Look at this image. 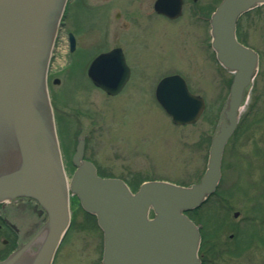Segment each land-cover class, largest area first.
<instances>
[{
    "label": "water",
    "instance_id": "water-1",
    "mask_svg": "<svg viewBox=\"0 0 264 264\" xmlns=\"http://www.w3.org/2000/svg\"><path fill=\"white\" fill-rule=\"evenodd\" d=\"M66 2L0 0V202L28 197L47 214L39 229L0 264H51L70 223L69 194L77 197L102 230L101 264H200V236L186 212L199 206L219 180L223 147L256 67L255 54L236 39V22L264 0H221L210 16L211 47L234 75L200 180L188 186L145 181L135 192L120 179L99 176L94 165L83 159L82 139L71 158L75 170L68 180L65 175L47 69L51 50L52 61L58 47ZM181 8L182 0L154 2L157 13L173 19ZM69 40L72 50V34ZM86 72L108 95L118 94L129 77L119 47L96 55ZM48 89L53 105L50 78ZM154 95L174 124L196 122L205 107L203 98L191 93L178 74L162 77Z\"/></svg>",
    "mask_w": 264,
    "mask_h": 264
},
{
    "label": "rangeland",
    "instance_id": "rangeland-1",
    "mask_svg": "<svg viewBox=\"0 0 264 264\" xmlns=\"http://www.w3.org/2000/svg\"><path fill=\"white\" fill-rule=\"evenodd\" d=\"M218 1H186L182 16L175 21L147 16L153 0L71 1L49 65L57 136L67 176L74 169L71 164L74 148L80 137H85V157L93 160L103 175L126 177L133 192L138 188L136 182L147 178L183 185L198 182L233 75L216 65L207 46L209 25L194 17L192 6L208 15ZM117 12L120 17L134 13L135 19H130L127 31L119 30L114 18ZM65 29L77 37L73 53L67 48ZM135 33L139 36L137 40ZM238 38L258 48L263 55L262 73L256 77L255 85L248 88L243 103L245 107L258 100L250 115L254 123L248 125V121V126L232 140L236 150L243 152L264 146V7L240 19ZM123 44L128 49L132 77L120 93L110 96L90 82L86 68L100 51ZM175 71L180 72L192 93L205 99V109L194 124H172L153 97L158 79ZM55 79L59 82L54 83ZM243 161L236 168L238 178L234 171L228 174L227 170L218 194L203 207L205 229H231L232 211L239 209L240 215L249 216L253 214L250 207L254 202L260 204L256 206L255 219L239 225L242 229H264V220L259 218L261 215L264 218V187L260 185L264 176L255 169L249 175V170H245L239 177L241 169H246ZM244 193L247 197L242 196ZM7 212L13 217L12 209ZM26 212L27 218L21 221L23 227L36 220L34 214ZM69 214L70 230L53 264H99L101 234L95 219L81 211L74 195H69ZM1 238L0 254L4 252ZM221 260L222 264H264V252L257 249L255 258H244L240 263L232 256Z\"/></svg>",
    "mask_w": 264,
    "mask_h": 264
},
{
    "label": "flooded vegetation",
    "instance_id": "flooded-vegetation-1",
    "mask_svg": "<svg viewBox=\"0 0 264 264\" xmlns=\"http://www.w3.org/2000/svg\"><path fill=\"white\" fill-rule=\"evenodd\" d=\"M110 1L111 0H103L104 3H107ZM186 1L193 2L191 0H183L182 11H183V6L185 5ZM154 2H155V0H153V2H152V7H151L152 9L147 11V16L155 15L156 17H160V18L166 19L168 21H175L182 16V13H181V15L178 18L170 19L165 15L159 14L154 10ZM195 2H193V3H195ZM263 7H264V4H260L245 14L261 10V9H263ZM192 9L194 12V17L197 20H200L203 23H205V25L207 26L208 20H207L206 12L203 11L199 7L197 8L196 5H193ZM133 14L134 13H132L131 15L125 16V17H120L119 12L114 14V18H115L116 23L118 24V28L121 32L127 31L130 28V26H131L130 19H133V20L135 19ZM245 14H243V15H245ZM243 15L240 16L239 20L241 19V17ZM66 18H68V15L65 16L64 20L61 23V26L66 24ZM239 20L237 21V26H236L237 27L236 28L237 36L239 33ZM154 24L156 25L157 22L155 21ZM157 26H158V24L156 25V27ZM162 29L163 28H161L160 30H162ZM65 31H66V35H68L69 32L73 33L74 46H73V50L70 52V53H73L74 50L76 49L75 46L77 45V43H76L77 37L73 31H70L68 29H65ZM206 33H207V31H206ZM138 38H139V36L137 33L135 39L137 40ZM153 39H151V40H153ZM157 40H158V38H157ZM238 40L243 45H245L246 47L251 49L254 53H256V56H257V66L253 72V75L251 77V82L248 86V87L252 88V86L255 85L256 77L260 73H262L263 55L258 48L247 43L245 40H244L245 42L240 40L239 38H238ZM153 41H151V43H154ZM137 44H140V43H137ZM154 44H156V43H154ZM207 46L211 49L209 43ZM115 47H119L121 49L123 56H124V59H125V62L129 67V77H128L126 83L124 84V86L122 88V90H123L124 87L126 86V84L130 81V79L132 77V69H131V66L127 62L128 49L126 48V46L124 44L123 45H115V46H113L107 50H110V49L115 48ZM138 47H139V45H138ZM143 47H144V45H143ZM140 49H142L141 46H140ZM140 49L138 48V51ZM107 50L100 51V52H105ZM148 50H150V49L148 48ZM151 50H152V48H151ZM211 51H212V57H213L216 65L219 67H222V69H223L224 67L221 66L216 61L215 54H214L212 49H211ZM143 52H145V51L143 50ZM151 53H153V51ZM226 71L229 73H232V75L234 73L233 71H230L228 69H226ZM175 73H180V72L175 71V72H171L170 74H175ZM170 74H166V75H170ZM166 75H164V76H166ZM49 76H50V74H49ZM49 76H48V79H49ZM164 76H162V77H164ZM161 78H159L158 81ZM56 80H54L53 82H55ZM157 82L155 83V85L153 87V97H154V90H155V86H156ZM228 89H229V86H228ZM245 95H246V91L244 92L243 96H245ZM204 101H205V99H204ZM257 102H258V100H252L250 105L248 103H247V105H245V107L243 105L242 108H244V109L241 108V110L239 112V115L237 117L236 126H235L231 136L228 138V140H227V142L223 148V152H222V156H221V162H220V178H219L218 184H217L214 192L212 194L208 195L205 198V200L199 206L187 211V213H188L187 215L197 225L198 231L200 234V242H199V249H198V257L200 260V264H222L221 258H226V256L227 257L232 256V257L236 258L237 261H239V263H240L244 258H247V259L249 257L255 258V251L257 249L264 252V229H242V227L239 225V223H241L242 221L243 222H245L247 220L253 221L255 219L256 214H258V213H255V211H257L256 206H259L260 204H257L256 202L251 203L252 206L250 207V211L253 214H251L249 216L240 215L239 209L232 211V218L234 220L231 223V229H205V225L203 223L204 218L202 215L203 214L202 209L206 205V203L210 200V198H212L213 196L218 194V190L221 188V184L223 182L224 174H226V171L228 170V174L235 172L234 174L238 178V173L236 172V168H237L238 163L241 159L244 160L243 162H241V164H243V167H245L246 169H244V170L241 169L242 173L239 172V177L245 173L244 172L245 170H247V171L249 170L247 172V175H249L251 173L250 170H255V169L256 170L259 169L261 172L260 176H264V146H254L253 148H248L246 151L239 152L236 150V145L232 141V140L236 139L237 134L239 133V131L243 130L245 125H247L246 123L248 121H249L248 125H252L254 123V118L253 117L251 118V116H252L251 112L256 107ZM221 119L222 118L220 117V121H221ZM82 138L84 139L85 144H86L87 142H86L85 137H82ZM84 158L88 160V158H86V157H84ZM92 162L96 165V163L93 160H92ZM96 167L98 168L97 165H96ZM205 168H206V161L204 162L203 170L201 171L200 175L198 176V179H197L198 181L201 178ZM72 171L70 173H68V176L71 175ZM101 176L119 178V179L123 180L127 185L131 184L130 182H128V179L122 175H115V174L110 173L109 175L101 174ZM148 179H145V180H148ZM145 180H141L139 182H136V184L140 185ZM193 183H196V182H191L187 185H191ZM260 185H262V187H264V182H261ZM262 189H264V188H262ZM256 191H258V190L256 189ZM242 196L247 197V195L245 193ZM8 209H12L14 211L13 217H11V215L8 214V212H7ZM28 210L36 216V220L34 222H29L26 227H23L22 225H24V224H21V221H23L24 219L27 218L26 217V213H27L26 211H28ZM262 216L263 215H261L259 217L260 221L264 220V218H262ZM46 219H47V214H46L45 210L42 209V207L39 204H37V202L35 200H33L31 198L19 197V198L13 199V200L0 202V236H2L1 243L3 245L2 250L4 251L2 254H0V260L4 259L9 253L14 251L22 243L27 241L26 238L27 237L29 238V236L33 233V230L39 229V227L46 221ZM22 229H25V230H22ZM69 230L70 229H68L67 232L65 233V235L63 236L61 244L65 240V237L68 234ZM100 234H101V232H100ZM100 237H101V249H102V246H103L102 245V234L100 235ZM225 240H228V242H226ZM220 241L222 242V244L220 243ZM61 244L59 245V247L57 249L54 261L56 259V256H57V253L59 251ZM0 252H2V251H0ZM54 261H53V263H54ZM99 264H101V261L99 262Z\"/></svg>",
    "mask_w": 264,
    "mask_h": 264
},
{
    "label": "bare ground",
    "instance_id": "bare-ground-1",
    "mask_svg": "<svg viewBox=\"0 0 264 264\" xmlns=\"http://www.w3.org/2000/svg\"><path fill=\"white\" fill-rule=\"evenodd\" d=\"M68 180V179H67Z\"/></svg>",
    "mask_w": 264,
    "mask_h": 264
}]
</instances>
